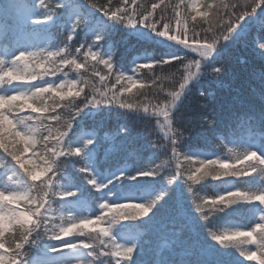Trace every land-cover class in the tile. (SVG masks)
<instances>
[{
  "label": "trees",
  "instance_id": "trees-1",
  "mask_svg": "<svg viewBox=\"0 0 264 264\" xmlns=\"http://www.w3.org/2000/svg\"><path fill=\"white\" fill-rule=\"evenodd\" d=\"M259 1V6L264 5V0ZM60 2L64 6L59 8ZM90 2L44 0L46 7H42L40 0H0V7L7 14V30L0 39V80L7 69L37 78L21 91L6 81L0 82V144L7 143L16 152L18 146L23 147L20 155L29 174L38 175L33 180L39 184L51 176L50 187L65 193L55 198L49 193L47 197L54 199L48 213L49 228L60 224L66 212L95 218L103 213L102 203L131 201L149 205L163 198L155 203L151 218L125 217L112 227L111 238L117 243L125 234L136 236L139 252L114 258L104 254L108 249L103 244L73 252L65 247L71 240L43 239L31 246L29 264H117V260L121 264H244L240 260L247 256L237 246L239 240L222 245L213 234L252 231L264 217V200L256 199L264 194V163H239L243 154L251 151L258 152L264 161V49L259 46L264 43V7H257L254 15L241 20L240 24L250 19L246 27L238 28L225 41L222 37L229 30L230 21L249 7L248 0H198L191 8L194 15L187 18L184 5L191 0H165L166 5L180 6L175 10L162 6L147 22L143 18L154 0H113L109 8L114 11L118 6L125 9L127 16H135L139 10L136 19L140 23L135 27L110 20L92 8ZM101 3L107 4L108 0ZM206 4L210 5L207 9ZM78 17L86 23L73 31L72 24ZM44 18L47 20L34 24ZM160 32L167 35H158ZM67 34L73 37L70 44L64 40ZM98 37L102 39L95 43ZM178 41L209 45L218 52L205 59L181 47ZM63 44H68V50L62 55L78 62L86 59L83 53L89 47L100 51L104 59L114 62L118 72L126 74L125 78L117 84L116 73L95 60L69 68L54 57L57 72L35 62L12 65L20 52L38 48L55 51ZM77 48H81L80 53L75 51ZM140 64L154 67L137 73L135 69ZM217 68L221 69L219 73ZM129 76L132 81L127 79ZM81 77L91 78L98 92L111 97L108 102L84 107L87 89L83 85L67 91L35 92L63 79L70 82ZM185 81L186 87L181 90ZM121 85L127 87L120 94V101H131L122 107L112 95ZM174 92L180 94V99L173 107L169 94ZM140 104L143 107L137 111ZM76 113H80L79 117ZM57 114L59 121L52 119ZM15 125L21 131L24 126L32 130V147L18 141ZM48 126L52 128L50 135ZM43 135H48L47 140H41ZM176 135L181 137L179 160L171 146V138ZM41 143L57 145L52 150L57 163L47 159V150L33 154ZM77 148L82 150L80 156L67 155L70 149ZM224 159L233 165V171L219 166L211 170L206 163ZM157 167L158 174L154 171ZM189 167L199 183L193 185L187 179ZM235 171L239 174L233 175ZM146 172L151 174L144 175ZM213 172L217 174L215 179ZM204 173L208 175L201 178ZM22 176L16 162L0 148V192L8 193L18 187ZM91 179H95V185ZM35 191L34 188V195ZM221 197L227 199L219 204ZM200 198L206 204L203 212L197 207L196 199ZM6 201L14 208H24L17 200ZM39 204V199L30 202V206ZM28 217L32 219L31 215ZM3 227L2 235L7 236L11 229ZM106 227L92 226L94 230L86 232L94 237ZM75 239L77 245L90 242L87 235ZM101 239L106 241L107 237ZM243 247L251 252L257 250L255 242ZM67 252L68 256L80 252V258L67 263V258H62Z\"/></svg>",
  "mask_w": 264,
  "mask_h": 264
},
{
  "label": "clouds",
  "instance_id": "clouds-1",
  "mask_svg": "<svg viewBox=\"0 0 264 264\" xmlns=\"http://www.w3.org/2000/svg\"><path fill=\"white\" fill-rule=\"evenodd\" d=\"M198 0H191V3H185V18H187L189 15H194L193 12H191V8L194 7L195 3H197ZM113 0H108L107 4L101 3V0H91L89 5L94 9H110L109 4H112ZM253 4L256 5V7H259V0H248V6H252ZM40 5L42 7H46L44 5V0H40ZM180 5L179 3L176 4H169L166 5V7H172L174 10L178 8ZM143 7V6H141ZM210 5H205V8H209ZM255 11V9H253ZM117 12L120 14V18L117 19ZM104 16L108 17L110 20L115 21L119 24L127 25L129 21H136V17L139 16L140 12L137 11L135 16H127L125 9L116 7V10L113 12V15L116 17L113 19L112 16L108 15L107 12H102ZM174 19H178L177 16L173 17ZM77 19L79 20V23H77ZM86 23V21L82 17H78L75 19V22L72 24V29L75 31L77 28H80ZM75 25V27H73ZM153 25V29H154ZM162 32L158 33V35H161ZM63 35V34H62ZM73 37L70 34H67L64 36V40L68 42V44L71 43ZM101 38L98 37L95 43H98ZM68 44H63L62 47H58L55 51L52 50H46L44 48H38L36 50H30L27 52H20L18 55L15 56V58L11 61L13 66L18 65H27L29 63L35 62L37 66L40 65H48L51 67V70L53 72L59 71L57 59L59 61V64H63L68 66L69 68H72L73 66L79 67L81 63L87 64L89 60H95L98 63H102L104 66H106L110 71L116 73V83L120 84L121 79L125 78L126 74L120 73L116 70V65L112 61L109 63L108 59L103 58V54L100 51H92V54L89 55L88 51H85L83 53V56L86 58L83 62H78L75 58H72L70 56L62 55V53L66 52L68 50ZM89 49H92L89 47ZM77 53H80L81 48H77L75 50ZM212 49H205L203 50V53H211ZM205 59L211 58L210 55H204ZM57 58V59H54ZM153 66H149L147 64H140L136 67L135 71L137 73L141 72V70L145 68H151ZM219 69V68H217ZM92 71L95 72L96 68L93 67ZM216 71V69H215ZM32 79H36V76L33 75L31 77ZM129 81H132V77H127ZM100 80H104V76L100 77ZM80 85H83L87 91L84 94V107L92 106L97 107L99 105H102L104 103H107L108 100L111 98L107 95L105 92H98L96 85L93 83L91 78L84 79L81 77L79 80L74 79L70 82L65 81L64 79L56 84V85H47L46 87L37 88L35 90L36 93H44L57 90H65L70 88H78ZM127 87V85H121L120 88L116 89L112 95L116 97V102L120 103V106L122 107L124 103L131 104V101H123L121 102L119 97L120 94L124 91V89ZM23 96V94H21ZM143 95V93H141ZM171 95V93L169 94ZM143 107V104H140L137 107V111H140V108ZM82 111V109H81ZM145 112H147V109H144ZM30 119V117H28ZM53 120L59 121L60 117L59 115H55L52 117ZM19 122V121H18ZM69 128H71V125H68ZM163 127V125H161ZM24 131L26 134L31 137L32 136V130L27 128V126H24ZM52 132L51 126L47 127V134L50 135ZM48 135H43L41 137V140H47ZM181 142L180 135H176L171 138V146L173 153H177L178 146ZM91 143V142H89ZM28 147H32L31 143L28 145ZM57 147L56 144H44L41 143L38 145L37 148L33 149V154L35 155L38 151L44 152L47 150V159L52 161L53 163H57L56 160V154L52 150ZM24 151L23 147L18 146L17 154L20 155L21 152ZM77 154H79V148L75 149ZM253 153H244L243 158L246 159L248 155ZM39 157H37L38 159ZM23 161H25L24 158H22ZM206 163L212 164L213 161L209 160ZM261 163H264V161H261ZM19 169L22 171L23 176L20 177L18 184L19 186L16 187L13 190L8 191V195L13 198V200L19 201L21 204L24 205V208H18V207H12L10 203H8L4 199V192H0V225H7L11 230L8 232L7 236H3V232L5 231L4 227H0V264H29V256L31 253V246L35 245L38 241L47 239L50 241H63L66 239V237L71 238L73 236L77 237H85L86 235L89 237V241L87 243H82V247L85 249H92L96 245L103 244L105 248L108 249L107 252H105V255H115L117 251H119L121 248H123V251L125 255H128L129 253H132L134 251V246L130 247H122L120 244L119 247L114 246L112 244L113 240L111 238V231L112 227L119 223L121 218H128L131 219L132 217L137 216L138 209L141 207H148V205L145 204H138V203H118V204H108L103 203L100 207L103 209V213L95 218H81L74 215L72 212H66V215L62 217V222L60 224H53L51 228L47 225L48 220V213L52 211V202L54 199H47L49 196V193L51 194L52 198H55L56 196H63L65 193H57L54 191V186L50 187L53 182V178L49 176L47 179L42 180L39 184H37L33 179L32 176L28 172V165L26 163H23L22 166H19ZM186 171L189 173L187 176V179L192 176L191 172L193 171L190 167L186 169ZM198 171V169H197ZM233 175H238L239 171H235L232 173ZM144 175H150V173L146 172ZM208 175V173H204L201 178H204V176ZM212 178H217V174L215 172L212 173ZM91 184H95V181H90ZM35 188V195L33 194V189ZM67 195L75 196V192H67ZM35 199H39L40 204L38 207L30 206V202H32ZM48 205L45 207V205ZM129 205H132L131 207ZM115 209V211H112ZM152 211V210H151ZM151 211L149 212L148 216L151 214ZM110 213V214H109ZM28 215H31L32 219H28ZM95 221L96 223H93V227H99L101 224H106V228H100V231L95 233V236L92 237L91 233L86 232V228L83 227V225L87 223H91ZM102 229H109L110 233L108 236L105 235L104 231ZM254 231V229L252 230ZM237 232H244V231H237ZM66 233H71V235H66ZM106 236L107 240H102L101 237ZM257 241L260 244H264V230H262L260 233L257 234ZM251 243V238L243 235L238 241L237 246L240 247V250L242 254L252 255L253 253L251 251H248L246 248H244V245H248ZM72 248H75V244L69 245ZM7 257V258H6ZM130 259V258H129ZM260 264H264V256H262L260 260Z\"/></svg>",
  "mask_w": 264,
  "mask_h": 264
},
{
  "label": "snow or ice",
  "instance_id": "snow-or-ice-1",
  "mask_svg": "<svg viewBox=\"0 0 264 264\" xmlns=\"http://www.w3.org/2000/svg\"><path fill=\"white\" fill-rule=\"evenodd\" d=\"M64 6V3L63 2H60L58 3V7H63ZM162 6H166V3H165V0H154V4L152 6V8H150L148 10V12L146 13L145 17L143 18L144 22H147L148 18L150 16H154L156 14V12L159 10L160 7ZM259 7H264V5H260ZM256 5L253 4L252 6L250 7H247L245 8L244 10H242L240 13H238L235 17L234 20H231L230 23H229V30L227 31V33L222 37L223 40L227 41L231 38L232 34L235 33L237 31V28L239 27L240 25V22L241 20H243L244 18L248 17V16H251V15H254L255 14V11L253 9L256 10ZM101 12H107L108 15L112 16L113 19H115L116 17L113 15V12L114 10L112 9H99ZM117 15V14H116ZM38 22V21H37ZM77 23H79V20L77 19ZM140 21L136 20V21H129L128 23V27H135L137 24H139ZM73 27H75V25H73ZM161 35L163 36H166L167 35V32H162ZM102 39V37H100ZM259 46L261 47V49H264V43H260ZM86 51L89 52V55L92 54V49H86ZM202 55H210V53H202ZM0 63H3V60H0ZM109 63H111L109 61ZM189 67H191V65H189ZM196 68L197 70H199L200 68V64L197 63L196 64ZM221 71V69H216V72L219 73ZM192 78L191 75H189L188 79L190 80ZM186 83L187 81H185V83L181 84L180 85V88L181 90H183L185 87H186ZM171 96H172V101H171V105L174 107L175 106V103L176 101H178L180 99V94L179 93H171ZM80 113H76V117H79ZM73 123V121L70 123V125ZM171 123V121L169 122ZM15 134H16V137L18 138V141L19 142H23L24 144H29V143H34V141L31 140V137H29L25 131H21L19 128H18V125H15ZM68 133L65 132L64 135L66 136ZM167 135V133H165ZM0 148H3V151L5 153H7V155L9 157H11L18 166H22L23 163H26V161H23L22 160V156L21 155H18L16 151L14 150H10V148L8 147V144L7 143H2L0 144ZM82 152L81 149H79V154ZM79 154H77V152L75 151V149H70L67 153L68 156H80ZM174 157L177 158V160H179V155L178 153H173ZM249 159H251L252 157H248ZM222 167H228V165H222ZM157 174L159 173V167H157V169L154 170ZM151 174V173H150ZM38 178V175L36 176H32V179H37ZM189 181L192 182V184H196V183H199V180L197 179L196 176H190L188 178ZM91 181H95V179H91ZM95 184H96V181H95ZM94 184V185H95ZM99 187V186H97ZM237 195H239V193H237ZM163 197H159V199H162ZM4 199L5 200H13V198L11 196L8 195V193H5L4 195ZM227 198L225 197H221L219 199V201H217V203L219 204H222L225 202ZM245 199H247V197H245ZM256 199H260V200H264V196H259V197H256ZM157 201H154L153 203L149 204L148 207H141L138 209V216H148L149 212L153 209V207L155 206V203L158 202ZM196 202H197V207L198 209L203 212L206 204H205V201H204V198H200L199 200L196 199ZM229 202H233V201H229ZM103 204V203H102ZM101 204V205H102ZM100 205V206H101ZM130 207L132 205H129ZM112 211H115V209H113ZM205 220H207V216H204L203 217ZM132 219H136V217H132ZM261 223L258 224L255 228H254V231H244V232H232L231 234L229 233H223V234H219V235H216V234H213V238L215 240H217L220 244L224 245L227 241H236V240H239L241 238V236L243 235H246L248 237L251 238V243L255 242L256 245H257V250L255 252H252L253 254L252 255H247L245 254V256H247L248 259H254L257 257V254H259V257H260V260L262 258V256H264V244H260L258 243L257 241V234L260 233L262 230H264V217H261ZM93 223H96L95 221L91 222V223H87L85 225H83V227L87 228V229H92V224ZM94 230V229H92ZM105 233L106 236L109 235L110 233V230L109 229H102ZM66 235H71V233H66ZM112 244L114 246H117L119 247L120 245L116 242V241H113ZM125 253H121L119 251L116 252V256H120V255H124ZM7 258V257H6ZM117 264H121V262L119 260H117Z\"/></svg>",
  "mask_w": 264,
  "mask_h": 264
},
{
  "label": "rangeland",
  "instance_id": "rangeland-1",
  "mask_svg": "<svg viewBox=\"0 0 264 264\" xmlns=\"http://www.w3.org/2000/svg\"><path fill=\"white\" fill-rule=\"evenodd\" d=\"M259 3H260V1H259ZM249 21H250V19H246V20H244L240 25H239V29H243L244 27H246L248 24H249ZM5 22L3 21V14H2V9H0V37H1V35L3 34V31L5 30ZM237 28V29H238ZM178 42H180V46L181 47H185V48H187V49H189V50H191V51H193V52H195V53H198V54H200V55H202V53H203V50H205V49H212V51H211V53H210V56H213V55H215L218 51L217 50H214V48L213 47H211V46H209V45H205V44H187L186 42H184V41H178ZM23 48L24 49H26L27 48V46L26 45H23ZM202 56H204V55H202ZM4 76L5 77H3V79H5V80H8L9 82H11V83H22V82H24V81H26L27 79L24 77V76H22V75H19V74H15V73H8V71H6L5 73H4ZM18 91H20L21 90V87H18V89H17ZM1 105H3V104H1ZM254 155H256L254 152H253V154H250L248 157H253ZM255 158L257 159L258 158V156H255ZM252 159V158H251ZM206 165V164H205ZM222 165H228V163L226 162V161H223V163H220V162H214V163H212V164H210L209 165V167L211 168V170H214L216 167H218V166H220V167H222ZM228 167H229V169L231 170V171H233L234 170V167L233 166H231V165H228ZM262 196H264V194L262 195ZM260 201V200H259ZM155 215V213L154 212H152L149 216H145L146 218H151L152 216H154ZM2 226V225H1ZM87 229V228H86ZM66 239H73V242L72 243H69V244H67V246H65V247H67L66 249H68V251H73V252H75V251H77L76 249L77 248H80V247H82V245L81 244H79V245H76L77 244V241H74V236L73 237H71V238H68V237H66ZM71 244H75L76 245V247L75 248H72V247H70L69 245H71ZM120 245L122 246V247H130V246H134V251H140V250H138V246H137V242H136V236H132V235H129V234H125V235H123L122 236V238H121V240H120ZM119 252H121V253H124V251H123V248H121L120 250H119ZM69 252H67V253H63L61 256H62V258H67V263H71V262H75L76 261V259L77 258H80V252H78L77 253V255L76 256H68L67 254H68ZM130 254V253H129ZM242 263H244V264H260V260L258 259V257H256V258H254V259H248V258H244V259H241L240 260Z\"/></svg>",
  "mask_w": 264,
  "mask_h": 264
}]
</instances>
